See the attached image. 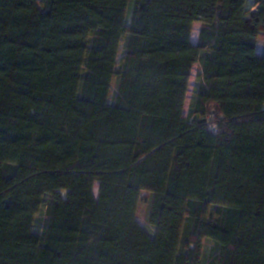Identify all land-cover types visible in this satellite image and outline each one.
I'll return each mask as SVG.
<instances>
[{
  "label": "trees",
  "instance_id": "obj_1",
  "mask_svg": "<svg viewBox=\"0 0 264 264\" xmlns=\"http://www.w3.org/2000/svg\"><path fill=\"white\" fill-rule=\"evenodd\" d=\"M0 264H264V0H0Z\"/></svg>",
  "mask_w": 264,
  "mask_h": 264
},
{
  "label": "rangeland",
  "instance_id": "obj_2",
  "mask_svg": "<svg viewBox=\"0 0 264 264\" xmlns=\"http://www.w3.org/2000/svg\"><path fill=\"white\" fill-rule=\"evenodd\" d=\"M131 7H132V1L130 3V7H129V11H128V18L130 16ZM249 9L251 10L252 7L250 6ZM200 27H201L200 24H195L194 27H193V32H192V41H193V43H196V41H197V36H198V32L200 30ZM199 68H200V66L198 64H196L193 67V70H192V75H191V78H190L187 99H186L185 107H184V116H186V117L189 115L190 103H191V99H192V96H193L194 85H195V82L197 81ZM93 192H94L95 197L97 198V184L94 186ZM44 212H45V209L42 211V214L40 215V220L43 219ZM141 215L143 216V211L141 212ZM188 224H189V222H186V226ZM188 227H189V225H188ZM36 230H39V224H37ZM211 245H212V243L210 241H205L204 248H205L206 252L209 251V248L211 247Z\"/></svg>",
  "mask_w": 264,
  "mask_h": 264
}]
</instances>
